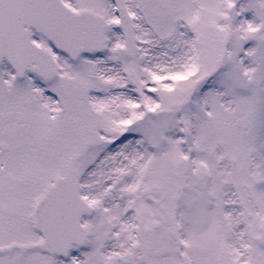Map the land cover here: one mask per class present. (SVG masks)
I'll list each match as a JSON object with an SVG mask.
<instances>
[{"label": "snow or ice", "instance_id": "obj_1", "mask_svg": "<svg viewBox=\"0 0 264 264\" xmlns=\"http://www.w3.org/2000/svg\"><path fill=\"white\" fill-rule=\"evenodd\" d=\"M0 264H264V0H0Z\"/></svg>", "mask_w": 264, "mask_h": 264}]
</instances>
